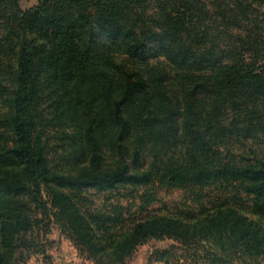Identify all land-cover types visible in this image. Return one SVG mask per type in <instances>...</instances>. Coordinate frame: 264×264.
I'll return each mask as SVG.
<instances>
[{"label":"trees","instance_id":"trees-1","mask_svg":"<svg viewBox=\"0 0 264 264\" xmlns=\"http://www.w3.org/2000/svg\"><path fill=\"white\" fill-rule=\"evenodd\" d=\"M155 186L194 201L105 205ZM52 227L95 264L264 260V0H0V264Z\"/></svg>","mask_w":264,"mask_h":264},{"label":"rangeland","instance_id":"rangeland-1","mask_svg":"<svg viewBox=\"0 0 264 264\" xmlns=\"http://www.w3.org/2000/svg\"><path fill=\"white\" fill-rule=\"evenodd\" d=\"M22 10H30L38 5V0H19ZM148 191L153 197L152 203L146 206L151 214H176L192 204L194 196L181 190H168L155 186L149 189H139L136 192L122 191L119 195L106 202V206H118L127 208L130 214L138 217L146 216V211L141 210L144 202L141 196ZM94 207L101 208L105 202L104 195L92 193ZM245 197V196H244ZM205 202H207L205 200ZM246 204L250 202L246 200ZM140 212V213H139ZM38 247L30 252L21 264H95L92 260L82 256L75 246L64 237L58 228L52 227L51 232L43 237H38ZM126 264H222L215 263L207 258L206 252L200 248L196 250L182 245L174 240H150L138 247ZM248 264H264L259 259Z\"/></svg>","mask_w":264,"mask_h":264}]
</instances>
